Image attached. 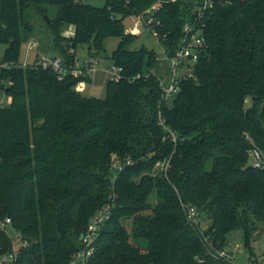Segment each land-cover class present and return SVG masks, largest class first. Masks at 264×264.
Segmentation results:
<instances>
[{
  "label": "trees",
  "instance_id": "trees-1",
  "mask_svg": "<svg viewBox=\"0 0 264 264\" xmlns=\"http://www.w3.org/2000/svg\"><path fill=\"white\" fill-rule=\"evenodd\" d=\"M0 0V255L19 236L15 264H70L91 218L109 205L83 264H232L217 256L241 230L264 229V0ZM157 6L152 27L168 57L195 24L190 75L170 105L151 72L153 50L127 48L123 23ZM198 8V9H197ZM47 17V20L44 18ZM40 19L67 70L21 65ZM70 26V36L63 32ZM121 68L104 98L84 96L70 72L76 49ZM37 47V45H36ZM138 76V77H137ZM160 164L163 168H159ZM154 196V201L150 198ZM199 218L190 220L187 208ZM9 223L5 224V220ZM260 227V228H261Z\"/></svg>",
  "mask_w": 264,
  "mask_h": 264
},
{
  "label": "rangeland",
  "instance_id": "rangeland-1",
  "mask_svg": "<svg viewBox=\"0 0 264 264\" xmlns=\"http://www.w3.org/2000/svg\"><path fill=\"white\" fill-rule=\"evenodd\" d=\"M193 3V7L191 9H196L197 0H187ZM84 3H88L94 6H102L104 4L103 0H82ZM204 2V1H203ZM203 4V3H202ZM147 10L140 13L139 17H146ZM198 9V8H197ZM155 17V16H154ZM157 20V18H154ZM125 25V29L127 32H131V34L136 35V38L128 44L127 48L130 50H138L141 47H145L148 50H153L156 53V57L158 58V64L155 69L151 72L156 74L161 82L164 84H168L170 78L173 75L172 70L169 67L168 61L166 60V55L163 50V47L157 40V35L153 36L142 23L138 20L136 16H128L123 21ZM136 23V24H135ZM145 23V22H144ZM71 27L68 26L66 31L63 32V36H70L68 32ZM34 35L32 39L29 41L35 42L37 47L32 50H27L25 45L22 47L21 56H20V64L27 65L31 64L34 61V58H39L40 56H44L46 58H53L56 56V51L52 48L51 38L46 28L44 27L42 21L40 19L35 18L34 20ZM119 39L115 37L106 38L104 43V52H101L99 55L95 57H89L88 49L86 46L78 47L76 49L77 61L79 64L78 68L86 73V63L91 61L93 65L94 72H90L86 74L88 78L91 77L90 80L84 81L83 89H78L84 96H93L96 98H104L105 96V83L109 80V67L112 65L109 56L111 52L115 50ZM4 49L3 46L0 47V51L2 52ZM36 60V59H35ZM37 61V60H36ZM96 62V63H95ZM36 63V62H35ZM193 62L186 61L183 66L177 68L176 73L174 75L175 79H178L186 74H188L191 70ZM90 67V66H89ZM190 68V70H189ZM66 74V73H65ZM170 99H167L168 104L170 105ZM9 100L5 96V94L0 91V105H4ZM250 161L253 163V157L251 151L249 152ZM263 159V158H262ZM159 168H163L160 164ZM150 201H154V196L150 198ZM195 210V209H194ZM195 219L200 220L203 227H205L208 222L203 221L202 218L198 217V214L195 211ZM261 225H256L255 229L252 230V236L250 240V246L245 247L243 244V235L241 230H236L232 232L226 240L225 249L229 252L231 256L232 264H251V263H263L264 264V229ZM12 238V245L15 239ZM19 244V242H18ZM17 244V245H18Z\"/></svg>",
  "mask_w": 264,
  "mask_h": 264
},
{
  "label": "built area",
  "instance_id": "built-area-1",
  "mask_svg": "<svg viewBox=\"0 0 264 264\" xmlns=\"http://www.w3.org/2000/svg\"><path fill=\"white\" fill-rule=\"evenodd\" d=\"M209 5V0H204L201 8L199 9V16L203 15L204 9H206ZM157 6H151L150 9L147 11L146 17H137V21L139 20L142 25L153 35L155 36V32L153 30V23L158 24V20H155L154 12H156ZM145 22V23H144ZM136 24V23H135ZM202 43V39L200 37V30L197 28L195 24L191 23H185L183 26V36L180 41L179 48L174 52V55L171 57H168L166 54V60L168 61L169 67L173 72L172 77L169 80V83L166 85L163 82L160 81V88L162 89L163 93V99L167 100L168 98H172L175 93H177L178 87H177V80L175 79L174 75L176 73L177 68H180L183 66V64L186 61H192L194 62L195 57V46H199ZM36 44L33 41H28L25 45L27 50H32L35 48ZM193 50V53H190V51ZM36 64L41 65L43 68L51 67L52 70H54L58 74V79H62V77L65 75L67 70L62 66L61 61L59 58H46L44 56H40L36 59ZM96 63V62H95ZM93 65L91 61H88L86 63V73L82 72L78 66L79 64L75 63V66L73 69H71V74L75 77L81 75L89 74L90 72H94ZM9 64L2 63L0 64V67L7 68L9 67ZM90 66V67H89ZM190 70V68H189ZM109 74L110 80H118L121 77V68L111 65L109 67ZM187 76H191L190 72L186 74ZM138 77V76H137ZM83 82L77 83V90L83 89ZM251 154L253 157V166L255 167H262L264 165V160L261 158L259 151L256 149L251 150ZM109 205L105 206L102 210L98 211L93 218H91L90 222L88 223L87 227L85 228V232L82 234L80 243L82 245V249L80 251H77L74 254L73 260L70 264H83L85 260L91 255L93 252V243L95 242L98 231L102 225V223L109 218ZM195 210L193 207L187 208V217L190 220L195 221ZM9 223V219L5 220V224ZM15 241L13 242L11 251L8 254L0 255V264H15L16 258H17V252L19 248V236H13ZM19 242V244H18ZM18 244V245H17ZM217 256L220 258H224L229 260L231 262V256L229 255V252L227 249L222 250H216ZM251 264H258V263H251ZM263 264V263H260Z\"/></svg>",
  "mask_w": 264,
  "mask_h": 264
},
{
  "label": "crops",
  "instance_id": "crops-1",
  "mask_svg": "<svg viewBox=\"0 0 264 264\" xmlns=\"http://www.w3.org/2000/svg\"><path fill=\"white\" fill-rule=\"evenodd\" d=\"M72 31H73V28L71 27L70 29H69V33H72ZM89 80H90V82H91V77L89 78Z\"/></svg>",
  "mask_w": 264,
  "mask_h": 264
},
{
  "label": "water",
  "instance_id": "water-1",
  "mask_svg": "<svg viewBox=\"0 0 264 264\" xmlns=\"http://www.w3.org/2000/svg\"><path fill=\"white\" fill-rule=\"evenodd\" d=\"M44 18L46 19V21H48L46 16H44ZM190 53H193V50H191ZM80 239H81V237H80Z\"/></svg>",
  "mask_w": 264,
  "mask_h": 264
}]
</instances>
